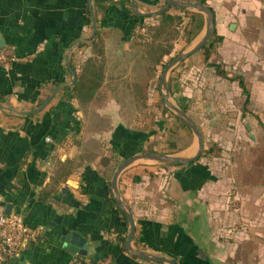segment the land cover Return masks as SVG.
<instances>
[{"label": "crops", "instance_id": "obj_1", "mask_svg": "<svg viewBox=\"0 0 264 264\" xmlns=\"http://www.w3.org/2000/svg\"><path fill=\"white\" fill-rule=\"evenodd\" d=\"M163 2L0 0L2 46L14 56L8 69L0 67V210L9 202L10 212L42 226L2 264H92L107 251L111 264H168L110 244L116 234L126 237L128 222L100 158L112 155L115 167L136 144L187 156L195 151L193 135L187 145L172 147L187 130L169 112L156 114L150 131H140L111 97L96 107L107 119L101 126L82 114L75 99L77 127L56 125L51 110L73 80L70 63L90 53L96 28L122 25L136 10H155ZM204 3L213 11L212 33L220 36L212 39L207 60L239 74L248 100L243 103L236 80L205 66L201 49L187 55L171 73L203 149L213 145L216 152L202 150L182 167L139 159L119 173L117 187L133 218V247L175 264H264V0ZM197 15L203 25V13ZM127 44L121 41L122 48ZM231 191L236 208L228 205ZM71 230L85 237V254L67 250L59 239Z\"/></svg>", "mask_w": 264, "mask_h": 264}, {"label": "trees", "instance_id": "obj_2", "mask_svg": "<svg viewBox=\"0 0 264 264\" xmlns=\"http://www.w3.org/2000/svg\"><path fill=\"white\" fill-rule=\"evenodd\" d=\"M197 1L204 3V0ZM179 10L183 15H187L189 19H191L192 14L195 13L193 10L181 8H179ZM181 13H170L167 9L155 15H142L133 12L126 18L122 25H110L109 27L103 26L96 28L88 41L90 53L82 62H79V64L74 65L70 63V71L74 74L73 80L70 84L62 87L61 97L58 99V102L51 107V110H54L55 124L57 125L58 121L63 125H69L71 127H77L79 125V120L73 114L76 107L72 105V99H75L82 114L90 118L91 121L99 126H101V120L107 123V119H102L101 116L97 115L95 110L96 107L103 104L108 97L113 98L119 104V109L122 110L123 113H125L126 110L127 115H133L135 119L140 120L135 116V113L139 110H145L147 106L145 98L149 87V78L152 72H154L155 66L159 64L162 68L169 59L162 61V56L169 53L172 48V40L179 34L177 25L181 21ZM145 16H151V18L155 20L152 22L143 21V17ZM201 25L198 24L199 27H201ZM135 26H143L148 30L149 37L147 40L141 41L134 38ZM212 37L213 40L220 39V36L214 33H212ZM122 40H128L126 48L121 47ZM189 40L190 37L185 38V41ZM212 44V41L210 42L208 40L200 48L203 53L205 66L220 77L228 80H236L244 94L243 103H245L248 100V91L242 77L236 73L228 74L219 62L207 60ZM159 76L160 73L156 78L157 88L159 86ZM167 87L175 102L183 111H186L183 97L176 94V89L172 87L170 83V77L167 78ZM160 103L163 105L161 96ZM163 110L168 111V108L163 106ZM145 116L148 117V122H141L137 126V129L148 132L151 129L150 124H152L153 115L152 113H148L145 114ZM171 116L179 120L174 114H171ZM179 122L187 131L176 136L169 145L181 148L191 141L192 133L180 120ZM54 132L57 133V127L54 129ZM140 133L142 134L144 132ZM142 135L140 136L143 139L144 135ZM115 146L116 145L112 143L110 150L114 151ZM98 147L99 141L95 140V143L92 144V149L94 150ZM147 150H152V148H147ZM203 150L205 152H216L213 145ZM141 151H144V148L137 144L135 148L132 149L133 153ZM133 153H124L122 156L126 157ZM115 160L116 159H114L112 155L101 156L100 162L104 167L103 173L106 177L112 174ZM188 163L163 164L182 167ZM16 173L19 174L18 171ZM132 178L133 180L138 179L137 176H133ZM110 198L113 200L112 197ZM124 240L125 236L116 234L114 240H109V242L120 250H124ZM108 253L107 251L101 257L109 256ZM109 258L111 257L109 256ZM110 260L111 263H113L112 258ZM82 264L84 263L82 262ZM92 264H95V262H92Z\"/></svg>", "mask_w": 264, "mask_h": 264}, {"label": "water", "instance_id": "obj_3", "mask_svg": "<svg viewBox=\"0 0 264 264\" xmlns=\"http://www.w3.org/2000/svg\"><path fill=\"white\" fill-rule=\"evenodd\" d=\"M169 5H175L181 9L196 10L202 12L204 15V29L200 38L189 48L180 50L179 52H176L174 55H172L161 68L159 76V87L163 104L165 107L171 110L173 114L190 130L196 142L195 151L193 154L187 156L157 150H144L141 152L130 154L116 163L109 179V188L116 205L123 213L128 222V231L124 240V248L126 249V251L129 254L139 258H145L147 260L156 262L162 261L168 264H175V260L172 258H168L162 255L150 254L131 245V239L133 237L134 231L133 218L128 205L122 200L117 187V177L119 173L125 167L139 159H150L161 163H188L195 160L203 150V137L195 122L181 109V107L177 103L169 99L170 93L167 87V74L176 63L181 61L187 55L200 49L208 41L209 36L213 31V11L207 4L197 0H164L163 4L155 10L144 12L136 10V12L142 15H155L165 10ZM3 43L4 42L0 37V46H2ZM72 76L74 77L73 72ZM11 205L12 204L9 202L5 203L3 212L6 214L9 213ZM59 239L62 241V244L66 246L67 250L85 254V248L87 245L86 240L85 237H83L78 231L71 230L69 232H66L63 235H60ZM91 262L92 261L90 260V263Z\"/></svg>", "mask_w": 264, "mask_h": 264}, {"label": "rangeland", "instance_id": "obj_4", "mask_svg": "<svg viewBox=\"0 0 264 264\" xmlns=\"http://www.w3.org/2000/svg\"><path fill=\"white\" fill-rule=\"evenodd\" d=\"M167 9L172 10V11L177 10V12H180L179 8L176 6H173V5H169ZM193 11L195 13L192 14V19H189L187 15H183L180 12L181 13V21L177 25L179 34L176 38H174L172 40V48L169 51V53L162 56V61H166L168 58H170L172 55H174L176 52H179L180 50L189 48L202 35L203 29H204V24L202 25L201 28H199L198 24H200V19H198L199 17H197V16H199V15H197L199 11H196V10H193ZM154 20L155 19H153V18H147L143 21L152 22ZM187 37H190L189 41H185V38H187ZM212 38L213 37H212V33H211L208 40L211 42ZM177 64H179V63H176L174 66H177ZM174 66L169 70V72L167 74V78L170 77V83L172 84V87H174L176 89V92H177L176 94H179L181 87L179 86L178 81L174 80L175 77L171 73ZM160 69H161V66L159 64H157L155 66L154 72H152V74L149 78V87H148V91H147L146 98H145V103L147 105L145 110H139L138 112L135 113V116L138 117L140 120L135 119L133 117V115H130V116L127 115L126 110H125L124 116L128 120H130L131 124H140L141 122H144V121L148 122L149 119L147 116H145V114H148V113H152L153 119L156 117V114L161 115V114L166 113V112H169V114H173V112L169 109H168V111H164L163 110L164 104L162 105L160 103V96H161L160 87L159 86H158V88L156 87V78H157V75L161 71ZM169 99L171 101L175 102L172 95L169 96ZM184 104H185V108H186L185 110H189V108L187 107V103H184ZM194 107H195V105H193V108ZM191 110H194V109H191ZM172 120L176 121L180 124L179 120L174 119V118ZM152 123H153V120H152Z\"/></svg>", "mask_w": 264, "mask_h": 264}, {"label": "built area", "instance_id": "obj_5", "mask_svg": "<svg viewBox=\"0 0 264 264\" xmlns=\"http://www.w3.org/2000/svg\"><path fill=\"white\" fill-rule=\"evenodd\" d=\"M148 30L143 26L134 27V38L137 40H147ZM14 56L9 54L3 46H0V67L8 69ZM228 205L236 208L238 202L234 192L229 193ZM42 232V226L27 224L19 214L0 210V264L19 255L23 242L34 240ZM71 264V261L66 262ZM95 264H111L108 256L100 257Z\"/></svg>", "mask_w": 264, "mask_h": 264}]
</instances>
